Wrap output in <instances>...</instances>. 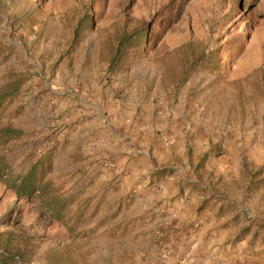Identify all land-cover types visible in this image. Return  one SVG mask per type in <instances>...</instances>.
Segmentation results:
<instances>
[{
    "label": "rangeland",
    "instance_id": "rangeland-1",
    "mask_svg": "<svg viewBox=\"0 0 264 264\" xmlns=\"http://www.w3.org/2000/svg\"><path fill=\"white\" fill-rule=\"evenodd\" d=\"M5 126L0 264H264V0H0Z\"/></svg>",
    "mask_w": 264,
    "mask_h": 264
},
{
    "label": "trees",
    "instance_id": "trees-1",
    "mask_svg": "<svg viewBox=\"0 0 264 264\" xmlns=\"http://www.w3.org/2000/svg\"><path fill=\"white\" fill-rule=\"evenodd\" d=\"M138 32L124 37L122 42L136 39ZM20 134L18 129L10 126L0 128V145L6 144L11 138ZM16 197L19 199L32 201L35 200L41 212L50 222L61 223L67 217L66 208L68 203L58 194H54L48 188L49 185L43 179V172L38 171V165H32L29 170L21 177L17 184L14 183ZM4 262L7 259L4 257ZM14 264V263H9Z\"/></svg>",
    "mask_w": 264,
    "mask_h": 264
},
{
    "label": "crops",
    "instance_id": "crops-1",
    "mask_svg": "<svg viewBox=\"0 0 264 264\" xmlns=\"http://www.w3.org/2000/svg\"><path fill=\"white\" fill-rule=\"evenodd\" d=\"M153 155H156L155 154V152L154 151H152L151 152V156H153ZM119 157H121V156H119ZM123 157H126V156H123ZM148 157V156H147ZM147 157H145V156H141V157H136V159L138 160V163H136L135 164V166H131V168H133L134 170H135V172L137 171V172H140L141 170H143V168H141V166L142 165H144V163H145V160H147L146 158ZM128 158V157H127ZM129 162V161H128ZM130 165V163H128V166ZM123 167V166H122ZM156 167H158L157 165H156ZM159 168V167H158ZM152 171L153 169H152V167H151V165H148V168H147V171L149 172V171ZM119 171V170H118ZM117 171V172H118ZM124 179V178H123ZM122 179V180H123ZM122 186L123 185H121V190H122ZM160 218H162V219H165V220H168V216H165V217H159L156 221H154V223L155 222H157V221H160L161 219ZM167 227H169L170 225L172 226H177L178 225V223H172V222H170V223H166L165 224ZM164 225V226H165ZM180 227H182V225L180 226ZM206 229L204 228V230L203 231H205ZM187 233V232H186ZM186 233H183V234H178V235H174V237H172V236H170V238L168 239V238H166V239H168V240H166V241H164L165 242V244H166V246H171V248H177V247H179L180 249H182V246L184 245H189L190 243H193L194 241H196L197 240V238L196 237H198L199 235H200V233H203V232H200V231H196V226H194V223H192L191 225H190V228L188 229V233L186 234ZM168 237V236H167ZM218 246H216V245H213V246H210L209 247V251H212V250H214V248H217ZM173 252V251H172ZM207 255H209V256H207V257H209V258H207V260H201V261H199L198 262V264H208V263H210V260L209 259H211L212 257H214L215 255L213 254V253H207ZM215 258H217V257H215ZM171 260H174V258H172ZM217 262L219 261V260H216ZM161 262H164V264H172V263H170V262H168V260H162Z\"/></svg>",
    "mask_w": 264,
    "mask_h": 264
}]
</instances>
